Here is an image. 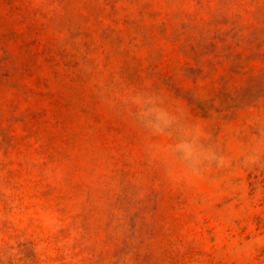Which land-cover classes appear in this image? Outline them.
Segmentation results:
<instances>
[{
    "label": "rangeland",
    "instance_id": "374dc122",
    "mask_svg": "<svg viewBox=\"0 0 264 264\" xmlns=\"http://www.w3.org/2000/svg\"><path fill=\"white\" fill-rule=\"evenodd\" d=\"M0 264H264V0H0Z\"/></svg>",
    "mask_w": 264,
    "mask_h": 264
}]
</instances>
